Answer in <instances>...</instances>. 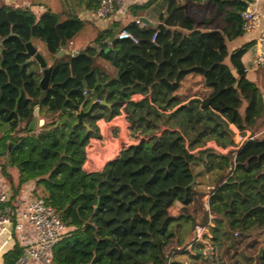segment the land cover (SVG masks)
<instances>
[{
    "label": "trees",
    "instance_id": "16d2710c",
    "mask_svg": "<svg viewBox=\"0 0 264 264\" xmlns=\"http://www.w3.org/2000/svg\"><path fill=\"white\" fill-rule=\"evenodd\" d=\"M150 1L132 3L128 12L140 17ZM214 2L217 12L229 8L223 26L200 30L201 23L177 0H166L153 25L132 21L120 27L115 18L112 28L98 30L76 55L71 43L85 26L77 16L60 21L50 11L37 17L28 8L0 6V172L9 184L12 170L17 173L12 200L33 182L31 191L68 228L54 247L55 264H169L178 252L202 250L201 243L184 244L175 228L185 222L205 225L208 213L218 256L210 262L200 252L192 264H264V137L257 135L237 151L206 147L231 146V126L241 134L264 128L263 96L242 63L248 45L231 46L243 34L240 15L250 0ZM88 4L95 11L99 0ZM123 30L132 39H118ZM26 42L43 45L42 56L52 58L44 90ZM108 70L126 99L115 106L140 95L161 123L149 118V133L137 145L101 173H88L83 165L91 130L88 118L78 122L75 113L87 109L92 94L101 100ZM191 74L202 78L206 93L182 103L176 92ZM36 106L43 125L30 131ZM112 107L96 105L93 111L103 108L112 117L117 112ZM102 116L94 113L91 119ZM170 116L178 118L174 127L167 123ZM161 126L168 129L161 132ZM21 251L15 242L10 254L16 260Z\"/></svg>",
    "mask_w": 264,
    "mask_h": 264
},
{
    "label": "crops",
    "instance_id": "0c3cea01",
    "mask_svg": "<svg viewBox=\"0 0 264 264\" xmlns=\"http://www.w3.org/2000/svg\"><path fill=\"white\" fill-rule=\"evenodd\" d=\"M149 0H125V2L130 5L135 2L144 3ZM222 1V0H221ZM224 1V0H223ZM151 4L149 7L142 13L140 17L132 16L129 12L126 18H129L124 21L120 27H123L127 25L128 23L134 21L135 19L140 18H146L149 21V25H153L155 21H157L158 14L164 12L166 6L165 2L166 0H151ZM149 2V3H150ZM177 2L182 5L185 9V11L192 16L197 22H200V30L208 31L212 30L213 28L220 27L226 24L224 17L226 14V11L229 9L227 6H223L221 8V11L217 12V7L215 5L214 0H177ZM0 6H10L13 8H28L33 11V13L39 17L42 13L45 11H50L56 15H58L60 21H64L70 16H77L79 19H81L85 26L83 30L77 35L79 36L78 39H83L84 35H88L90 38L94 35H96V32L98 30H104L106 28H112V23L114 21V17L109 18L107 21H101L96 17L95 11L90 10L88 0H0ZM257 9L264 13V0H261L258 5ZM241 18V15H240ZM117 20L121 21V18H118ZM86 37V36H85ZM87 37V38H89ZM256 37H257V31H253L250 33H243L239 38L231 42L232 48H241L245 45H248L247 51L244 54L242 58V63L244 66V72L247 76V78L256 84V86L259 88L263 99H264V66H258L256 65L255 61L258 55V47L256 43ZM92 39V38H91ZM94 39V38H93ZM76 46V47H75ZM74 47L75 49H80L82 46L76 43V41H72L71 48ZM37 49V48H36ZM73 49V48H72ZM77 53V52H76ZM233 74L236 75L235 71L233 70ZM199 77L200 80L202 78L198 75H189L187 76L183 82L188 77ZM182 82V83H183ZM181 83V85H182ZM204 88V87H203ZM181 90V86L179 90L176 92L177 98L180 97L179 91ZM194 96H199L193 92L191 96H189L190 99ZM185 100H180L182 103L186 102ZM39 114V113H38ZM42 123V120L38 119L37 116V123ZM41 126V125H39ZM233 130V140L236 135V132H238L233 126H231ZM246 133H250L249 131H246ZM251 134V133H250ZM255 137L257 135L264 137V128L261 129L257 134H252ZM208 144V143H207ZM215 144V143H214ZM233 149L237 151L238 149H235L234 147H227L226 149H222L218 147L217 151L225 153L226 151ZM121 154V152H120ZM120 154L115 155V158H118ZM117 156V157H116ZM113 159V160H114ZM12 185L15 187L17 186V173L12 170ZM11 184L7 182L5 177L0 172V192H6L8 195L11 192ZM34 184L33 182H28L21 186L19 193L17 196L13 199H23L28 193H33L31 190H33ZM13 191V190H12ZM206 196L203 198L204 202L206 201ZM25 243L27 245H31L34 242L35 239V232L32 227L29 225H25V229L23 231ZM194 235V228L185 236V242L184 244H187L188 242L192 241ZM15 242H18L16 236L14 234H9L8 231L5 233H2L0 235V264H39L33 259L27 257L24 255V248L22 246L21 254L19 257L15 260L13 256H11L10 252L13 251V247L15 245ZM20 245V244H19ZM187 254L185 255H177L178 253L172 255V257L169 260V264H192V256L194 255L193 248L190 247L188 249ZM10 254V255H9ZM9 255V256H8Z\"/></svg>",
    "mask_w": 264,
    "mask_h": 264
},
{
    "label": "built area",
    "instance_id": "2783aa9c",
    "mask_svg": "<svg viewBox=\"0 0 264 264\" xmlns=\"http://www.w3.org/2000/svg\"><path fill=\"white\" fill-rule=\"evenodd\" d=\"M139 1V0H137ZM261 0H250L248 8L241 13L242 31L250 33L257 31L256 43L258 55L256 65L264 66V13L257 9ZM96 17L101 21H107L109 18H124L128 15V4L125 0H99L98 8L95 11ZM135 23H142L140 19H135ZM118 39H132L127 31H120L117 34ZM155 39V36L152 40ZM140 95H132L131 101L139 100ZM161 132L168 129L167 126L160 127ZM160 133L158 134V136ZM255 138L250 133L241 134L236 132L231 147L239 149L245 142ZM206 147H217L214 143H208ZM216 148L215 150H217ZM210 195L206 196L205 209L208 211V200ZM213 216L208 213V220L205 225H196L191 243H201L203 248L202 255L207 257L210 262L216 257L215 246L211 242L210 228L213 227ZM29 225L34 229L35 239L31 245L25 243L24 229ZM68 228L63 223L60 216L47 205L44 200L34 193H28L22 200H12L6 192H0V235L8 231L14 234L24 248V255L33 259L39 264H55L53 250L62 234Z\"/></svg>",
    "mask_w": 264,
    "mask_h": 264
},
{
    "label": "rangeland",
    "instance_id": "374dc122",
    "mask_svg": "<svg viewBox=\"0 0 264 264\" xmlns=\"http://www.w3.org/2000/svg\"><path fill=\"white\" fill-rule=\"evenodd\" d=\"M127 19L129 18H121L120 25H122ZM78 37L79 36H76L73 42L76 41V43L81 45V48H83L93 40L94 35L91 37L92 39L88 35H84L83 39L80 40ZM35 47L41 55L45 54L46 50L43 45L41 47L40 45L35 44ZM72 48L74 49V47ZM62 54H60V56ZM43 58L48 66L52 64V58L50 56L44 55ZM108 73L105 75V91L100 93V99L102 101L101 104L111 107L112 103V110L117 109V112L115 115L110 117L111 113L109 111L103 108H96L94 112L95 115L102 114L103 116L96 119L90 118L84 121L91 130L90 138L85 144L87 158L85 164L83 165V169L88 173H101L105 165L115 158V155L120 154V152H122L124 149L137 145L140 140H142L145 135L149 133V129L145 127L149 118L152 117L156 123H161L160 119L151 113V110L148 108L145 100H143V97H140L139 100L134 99L136 101L128 102L125 107H123V105L116 107L115 103L117 102V99H125V96L120 95L118 93L117 87L111 83V77L113 76L112 71L108 70ZM193 92L201 96L206 93V89L203 88L202 80H200L199 77H188L182 83L181 90L179 91L180 97L178 99L185 100L189 98ZM140 116H144L145 119L140 120ZM167 123L168 125L174 127L176 124H178V118L176 116H170L167 119ZM208 143L212 144L213 142ZM218 147L219 146L216 148ZM212 148L216 149L215 147ZM207 176H205V178ZM193 228L194 227H191L190 224L185 222L182 223L179 228H175V233L178 237L183 236L185 240L186 234H189ZM193 251L194 254L201 252L197 246L193 248ZM185 254H187V252H179L177 255Z\"/></svg>",
    "mask_w": 264,
    "mask_h": 264
},
{
    "label": "water",
    "instance_id": "95a60500",
    "mask_svg": "<svg viewBox=\"0 0 264 264\" xmlns=\"http://www.w3.org/2000/svg\"><path fill=\"white\" fill-rule=\"evenodd\" d=\"M142 23L145 24H149V21L146 18H140ZM25 48H26V53L30 56V61H35L39 64L40 68H41V73H42V78L39 82V86L42 90L46 89L48 86V82H49V78H50V74L52 71L51 67H47L46 61L44 60V58L42 57V55L37 51L36 47L31 43V42H26L25 43ZM64 53V51H61L59 53L62 54ZM67 53H70L69 51H67ZM74 55H76V52L73 53ZM82 114L80 113L77 115L78 118V122H81V118H82ZM37 116H38V106L35 107L34 111H33V117L31 119V122L29 124V130L33 131L36 130L37 127ZM19 136H14V141L18 140ZM3 153V150L0 149V154ZM195 183V180L193 179V181L190 183L189 187H193ZM263 249L260 248L257 257H259L262 253Z\"/></svg>",
    "mask_w": 264,
    "mask_h": 264
},
{
    "label": "flooded vegetation",
    "instance_id": "af4514ba",
    "mask_svg": "<svg viewBox=\"0 0 264 264\" xmlns=\"http://www.w3.org/2000/svg\"><path fill=\"white\" fill-rule=\"evenodd\" d=\"M32 61V60H31ZM32 62H34V63H37V62H35V61H32ZM47 64V63H46ZM37 65L39 66V64L37 63ZM47 67H50V66H48L47 65ZM39 68H40V66H39ZM40 71H41V68H40ZM42 74V73H41ZM42 78V77H41ZM101 100H99L97 97H96V95H94V94H92V102L90 103V105L87 107V109H81V110H79L78 112H76L75 113V117H76V119H77V121H78V118H77V115L78 114H80V113H83L82 114V118H81V122H83V120L85 119V118H88V119H90L91 117H94V111H93V109H94V107L96 106V105H100L101 104ZM102 105V104H101ZM108 109H110L111 107L110 106H106ZM38 113H39V110H38ZM39 125H43V122L42 123H39V121H38V123H37V127L39 126ZM36 127V128H37ZM86 127H87V129L89 130V127L86 125Z\"/></svg>",
    "mask_w": 264,
    "mask_h": 264
}]
</instances>
